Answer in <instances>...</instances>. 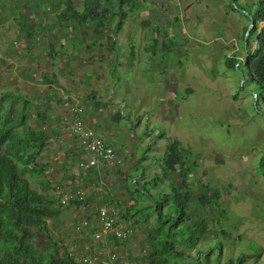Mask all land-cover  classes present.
<instances>
[{
  "label": "rangeland",
  "instance_id": "rangeland-1",
  "mask_svg": "<svg viewBox=\"0 0 264 264\" xmlns=\"http://www.w3.org/2000/svg\"><path fill=\"white\" fill-rule=\"evenodd\" d=\"M239 1L250 5L256 3V0ZM143 2L139 10L131 13L134 22L137 17L149 18V25L142 33L145 41L141 42L149 44L157 39L152 30L156 33L167 32V36L161 39L164 42L158 43L171 44L172 50L149 52L145 54L147 61L142 59L140 65L135 64V68H130L128 64L115 65L112 70V87L104 86V90L100 89L99 93L104 97H112L111 102L115 98L122 100L115 104L121 116L115 126L119 130L116 132L119 140L115 143L116 166H97L100 175L89 172L93 180L86 182L83 179L77 183L86 191L87 203L83 204V208L67 203L57 216L47 218V222L75 258L92 252L95 254L92 260L104 262L107 252L113 250L115 261L124 264L129 261L131 255H136L141 249L148 250L151 247L150 233L157 232V219H154L153 215L143 217L144 219L142 216H130L131 220L123 217V212L128 211L130 207L128 202H131L132 206L137 202H147L146 195L142 194L140 199H136L133 193L131 194L134 185H131L130 181L133 182L139 176L137 183L142 185L152 176L160 177L159 159L163 158L169 141L179 139L188 164L194 165V174L188 178L191 181L189 187H193L196 192L199 183H205L212 190L219 192V199L212 202L211 209L206 208L208 212H202L204 215L199 211L195 200L193 204L187 201L186 208L191 215V221H179L178 226L192 224V220L197 221L201 213L206 218V228L198 231L201 238L197 244L198 248L186 247L184 241L188 240L191 228H184L185 234L180 235L184 241L176 244V248H182L185 256L177 257L175 262L264 264V170L259 165L262 157L264 163V105L254 103L251 93L253 86L244 79L240 82V69L236 65L235 69L228 66L230 57L239 58L244 62L246 33L244 39L242 33L249 21L243 13L229 9L230 0ZM47 3L49 5H43L44 9L58 6L52 4V0ZM58 12L50 10L49 15L41 14L36 19L31 16L35 14H30V9L27 14L30 19L17 21L19 30L21 28L24 32L20 35L19 31L15 37V45L18 47L16 49L20 52L18 62L21 63L17 70L23 77L28 57H34V62L42 65L39 54L41 40H37L36 36H27L24 30H32L34 27H60L68 31L78 28L71 19H58ZM175 16L176 21L172 23ZM126 21L125 19L124 23ZM29 22L35 26L27 24ZM93 22L90 18L80 28L95 26ZM136 24L134 23L132 28L139 29ZM105 27L116 28L117 22L106 20L103 28ZM125 38L132 40L129 43L140 39L139 36L133 35ZM27 39H31L32 44L39 43V46L36 45L34 50L31 47L26 48ZM70 39L66 41L67 44H72ZM77 45L76 42L74 47ZM60 50L56 47L55 52H58L55 55L59 54ZM27 51L28 54L25 55ZM170 57L174 58L172 64L168 62ZM39 71L40 68L36 67L30 73L35 77ZM137 121L141 123H135ZM123 128H128L129 134L135 133L137 138L129 139L126 130L122 131ZM72 133L74 134L73 131ZM156 136L158 139H155ZM76 141L78 143L77 136ZM146 155L149 157H145ZM116 169L123 172L124 178H120ZM28 179L30 185L38 187L33 178ZM170 179H173V176L162 178L161 174L157 182L158 187L147 185L146 188L150 190L153 199L158 200L160 197L157 192L159 187H163L164 191L170 190ZM88 189L91 191H87ZM111 193L117 202V210L111 203H107L112 199ZM102 206L115 210L119 221L129 222L133 228L126 243L114 249L111 248V243L103 246V242L96 240L94 233L88 229V217L94 209L98 211ZM168 209L173 211L172 206ZM144 213L146 211L140 212V215ZM197 223L199 224V221ZM198 251L200 253H197ZM260 251L261 253L255 256ZM186 256H189V259L197 256L198 260L189 261Z\"/></svg>",
  "mask_w": 264,
  "mask_h": 264
},
{
  "label": "trees",
  "instance_id": "trees-1",
  "mask_svg": "<svg viewBox=\"0 0 264 264\" xmlns=\"http://www.w3.org/2000/svg\"><path fill=\"white\" fill-rule=\"evenodd\" d=\"M143 1L77 0L76 4L74 0H63L65 6L62 14L65 19H71L76 23L78 28L90 18L98 26L104 27L106 20H113L117 22V28H121L129 13L139 10ZM234 1L246 11L243 15L249 22V16H252L254 27L245 38L244 62L239 58L230 57L228 66L235 69V65L238 64L237 68L242 72L244 81L252 84L253 92L257 94L256 105L259 103L264 105V0H256L253 5L239 0ZM229 9L237 10L232 3H229ZM247 28L248 25L243 28V39ZM30 104L25 97L15 96L7 91L0 94V264H109L106 255L104 262L100 260L85 262L82 257L75 258L69 248L53 233L47 222V218L57 216L67 203L82 207L86 199L79 200L72 196L65 204L62 203L63 195L69 194L70 188L66 189L63 184L47 179V165L42 163L40 156L49 135L29 123ZM185 154L179 139L169 141L160 163L162 178L174 173L180 177L178 181L181 184L173 185L169 192H160L158 200L153 199L146 187L150 185L155 188L161 174L160 177L157 175L150 177L142 185L135 179L133 182L130 181V184L134 185L132 190L134 197L140 199V195H146L147 204L143 206L136 203L137 205L126 213L134 216L138 212L146 211L142 215L144 218L153 215L154 219H157L155 227L157 232L150 233L151 247L148 250L141 249L136 255H131L129 261L124 264H177L175 259L182 256L184 250L176 248V244L184 241L180 235L185 234L188 227L191 228L190 235L184 244L189 248L196 247L200 239L198 231L206 228V218L201 213L206 210L205 208L213 207L212 202L219 199V192L200 182L198 194L194 198L199 211L201 210L197 218L199 224L193 219L192 224L178 226L179 221L191 219L186 208V199L189 200L190 197L182 188L186 183L185 173L193 172L194 165L187 164ZM259 165L264 170L263 157ZM28 177L33 178L37 188L30 185ZM171 206L173 211L168 209ZM116 222H120L118 217ZM128 237L120 238L114 232H109L106 242L102 241L103 246L111 243V248L114 249L120 244H125ZM96 240L101 241L97 238ZM260 253L261 251L255 256Z\"/></svg>",
  "mask_w": 264,
  "mask_h": 264
},
{
  "label": "crops",
  "instance_id": "crops-1",
  "mask_svg": "<svg viewBox=\"0 0 264 264\" xmlns=\"http://www.w3.org/2000/svg\"><path fill=\"white\" fill-rule=\"evenodd\" d=\"M48 1L49 0H0V94L7 91L15 96L21 95L31 103L29 108V121L35 128H41V130H44V132L49 135L47 144L40 156L42 163L47 165L46 177L47 179H53L58 182V184H63V187H66V189L70 188L69 192L72 193L79 188L78 182H82L83 179L86 182L89 179L91 181L93 179L89 174L96 172L100 175V172L98 167H93L83 172L77 167V161L86 157V153L77 143L76 135L71 131V120L75 118V116H79L87 121L99 138L113 148L116 157L117 149L115 143L119 140L116 132H119V130H117L115 126L121 120V116L115 104H119L122 100L115 98V100L111 102L112 97L102 96V94L99 93L100 89L104 90V86L112 87V70L115 65L128 64L130 68L133 66V68H135V64L140 65L142 59L147 61L145 59V54L152 51H171L173 46L166 43L159 45L158 42L161 41L163 37L167 36V32L160 33L157 31L156 33L154 30H152V34H154L155 37L157 36V39H155L153 43L146 44L141 42L145 41L142 37V33L149 25V18L137 17L136 22H134L131 18V16H133L131 13L130 17L128 15L126 18L128 23H126V21L122 24L121 28H103L102 26L95 25L82 29L76 27L77 29L74 28L66 31V29L62 30L60 27L56 29H36L37 27H34L32 30L35 31H24L27 36H36L37 40H41V43H36V45L39 44L41 46L39 54L42 65L34 62L36 60L34 57H28L29 60L27 59L28 61H26L24 65L26 66L24 67L26 68V72H24L25 76L23 77L18 74L17 70L18 65L21 63L18 62L20 52L19 49H16L18 47L15 45L17 44L15 37L19 31H21L19 33L20 35H23L24 32L21 28L19 30V23L17 21L30 19L27 17L30 9V14H35L31 15L34 16L33 18L38 19L41 14H44L43 16L46 14L49 15L50 10H55L56 13L59 11L56 17L62 20V18H64L62 13H64L63 9L65 6L63 0H52V4L58 6H56V8L52 6L48 8L45 7L44 9L43 5L48 4ZM60 5L63 7L61 8ZM173 20L172 23L176 21V16ZM134 23H137L136 26L138 25L140 30L132 28ZM27 24L35 26L32 25L31 22ZM131 35L135 37L139 36L140 39L137 38L134 40V43H129L132 40L125 38V36ZM69 38H71L72 44L66 43ZM76 42L78 45L74 47ZM161 42L164 41L162 40ZM25 45L26 48L31 47L33 50L39 46L32 44L31 39H27ZM56 47H59L61 50L59 54L55 55V53L58 52H55ZM26 54H28V51L25 55ZM173 61L174 58L170 57L168 62L172 64ZM36 67L40 68V71L33 77L30 72ZM27 69H30V71ZM75 110H77L78 114H75ZM135 123L140 124L141 121ZM125 130L129 139L132 140L133 138H137L135 133L129 134L128 128H123L122 131L124 132ZM151 134H153V132H151ZM155 139H158V136H156ZM131 154H133V152H131ZM145 157L149 156L146 155ZM131 158H133V156ZM162 159L163 158L159 159V161ZM112 164L113 167H115L116 161ZM99 166H109V164L102 163ZM78 174H82L80 175L81 177H78ZM118 174L121 179L124 178L122 176L123 172L120 170H118ZM141 174L143 175V172ZM192 175V171L185 173V177L187 178L182 188L190 197L189 200L186 199V201H190L191 204L194 203V198L199 191V187L196 189V192L193 187V189L189 187L191 181H189L188 178L189 176L192 177ZM170 176H173V179H170V182H168L171 190L173 185L177 186L181 183L178 181V179H180L178 175L173 173ZM138 177H136L135 180H137ZM166 178H168V176ZM79 179L81 180L79 181ZM59 181L61 183H59ZM156 187H158V185ZM170 190L164 191L163 187H159L157 192H168ZM87 191H91V189ZM93 193L95 195L97 194V192ZM140 201L142 202V200ZM85 203H87V200ZM107 203H111L115 210L118 209L113 194L112 199ZM128 204L130 205L128 210L132 209V203L128 202ZM146 204V201L142 202L143 206ZM91 210L90 208V211ZM94 212L88 217L87 223L89 224L88 229L92 231V234L94 231L101 228V222L97 216L96 209H94ZM126 212L124 211L123 215H128L132 218L142 216L139 212L134 216ZM129 217L128 220H131ZM199 241L197 244H199ZM192 248L198 247L196 245V247ZM197 253H200V251ZM182 256L185 255L183 254ZM186 258L189 261L191 259L198 260L197 256L195 258L191 257L190 259L189 256H186Z\"/></svg>",
  "mask_w": 264,
  "mask_h": 264
},
{
  "label": "built area",
  "instance_id": "built-area-1",
  "mask_svg": "<svg viewBox=\"0 0 264 264\" xmlns=\"http://www.w3.org/2000/svg\"><path fill=\"white\" fill-rule=\"evenodd\" d=\"M77 110H75V113ZM71 130L78 137V143L80 147L85 151L86 157L77 161V167L82 171H87L90 168L97 167L102 163L112 164L114 162L115 154L111 146L104 142L96 134L95 130L79 116H75L71 120ZM86 191L82 187L77 188L74 194H64L61 199L62 203H66L72 196L84 200ZM97 216L101 222V228L94 231V237L106 242V236L109 232H114L117 237H128L132 234V226L129 222H116L117 214L113 209L106 208L104 206L99 207ZM95 257V254L89 252L82 256V260L85 262L91 261ZM109 264H118L115 261V253L107 252L106 254Z\"/></svg>",
  "mask_w": 264,
  "mask_h": 264
},
{
  "label": "water",
  "instance_id": "water-1",
  "mask_svg": "<svg viewBox=\"0 0 264 264\" xmlns=\"http://www.w3.org/2000/svg\"><path fill=\"white\" fill-rule=\"evenodd\" d=\"M230 1H231L232 5H233V6H234L239 12L246 13V11H245L242 7L238 6L234 0H230ZM249 18H250V22H249L248 28H247V30H246V37L249 35L251 29L254 27V20H253L252 16H249ZM245 41H246V40H245ZM237 65H238V64H236V66H237ZM239 75H240V82H242L243 79H244V76H243L242 72L239 71ZM251 93H252V95H253V97H254V103H256V102H257V98H258V97H257V94H256L255 92H253V91H251Z\"/></svg>",
  "mask_w": 264,
  "mask_h": 264
}]
</instances>
